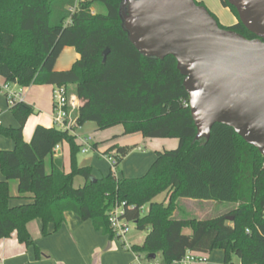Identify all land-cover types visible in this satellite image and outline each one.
<instances>
[{
    "label": "trees",
    "instance_id": "1",
    "mask_svg": "<svg viewBox=\"0 0 264 264\" xmlns=\"http://www.w3.org/2000/svg\"><path fill=\"white\" fill-rule=\"evenodd\" d=\"M95 2L105 5L106 15L92 13ZM221 3L238 18L227 0ZM76 5L75 14L70 13ZM122 5L123 0H0V79L21 88H65L69 98L79 96V88L86 85L89 107L74 112L77 127L86 122L95 123L99 131L122 126L126 136L140 133L145 139H175L178 148L158 152L144 177L120 179L117 170H111L91 182L93 168L78 164L81 149L76 128L38 126L28 144L23 128L34 108L15 103L10 110L19 126L0 125V134L15 144L13 151H0L6 179L0 181V241L16 233L20 243L33 246L28 223L42 219L44 233L51 223L60 230L68 211L83 221L91 220L97 231L113 239L108 213L123 205V218L149 232L142 245L131 249L147 262L155 255L161 264H178L190 252L223 250L224 264H232L234 256L241 264H264V156L233 128L221 124L214 126L209 141L195 140L197 127L177 61L171 56L147 58L138 52L123 27ZM220 27L256 38L239 18L232 27ZM66 47L74 48L80 57L70 70L57 72L56 62ZM107 49L110 53L103 62ZM116 50L137 68V79L107 82L101 78V70L110 71L119 62ZM98 63L102 66L96 71ZM65 143L70 148L69 173L56 153ZM132 149L114 145L103 155L115 159L119 169ZM78 178L85 180L83 187H75ZM165 193L167 202H158ZM18 198L32 203L11 207L10 201ZM183 199L232 207L213 219H197L184 213L179 205ZM142 207L148 208L147 214ZM177 211L182 216H176Z\"/></svg>",
    "mask_w": 264,
    "mask_h": 264
},
{
    "label": "water",
    "instance_id": "2",
    "mask_svg": "<svg viewBox=\"0 0 264 264\" xmlns=\"http://www.w3.org/2000/svg\"><path fill=\"white\" fill-rule=\"evenodd\" d=\"M227 1L255 39L222 29L195 0H123V27L142 56L177 61L195 140L209 141L221 124L264 156V0Z\"/></svg>",
    "mask_w": 264,
    "mask_h": 264
},
{
    "label": "crops",
    "instance_id": "3",
    "mask_svg": "<svg viewBox=\"0 0 264 264\" xmlns=\"http://www.w3.org/2000/svg\"><path fill=\"white\" fill-rule=\"evenodd\" d=\"M197 1L204 5L208 4V0ZM230 13V22L234 25L238 22V18L232 12ZM96 45L97 49H99L100 45ZM115 53L119 56V62L115 63L110 71L101 70L99 72L101 78L107 82H121L122 80L129 81V79H137V68L134 64L129 61H124L121 57L122 52L120 50H116ZM79 57L80 55H78L74 48L66 47L56 62L55 71L63 72L70 70ZM109 59L111 63L112 58ZM3 84L4 81L0 79V86ZM11 88L14 92H19L21 96H23L21 102L30 106L32 105L34 108V113L28 119L23 128V139L29 144L38 126L45 128L55 127L53 122V93L56 86L32 85L29 88H21L19 85L13 84ZM88 92V86H81L79 88L80 95L73 96L79 106V109L76 112L81 113L89 107ZM10 108L11 106L9 105L8 98L0 91V125L6 128L16 129L19 126V123L13 113H11ZM98 131L97 128L95 132L97 133L96 136L100 134ZM105 132L113 134L110 139L103 140L104 142L108 140L106 149L101 148V140L94 139L95 142H93V139L89 138L87 139L89 141L88 144L92 142L93 145L89 144V150L85 154L89 153L91 149L95 151L101 149L106 152L114 145L130 148L133 147L131 153L124 158V161L119 166L120 172H116V176L120 179L144 177L156 161V155L158 152L162 153L165 150H175L179 145V141L175 139H145L140 133L126 136L124 135V127L122 126H115ZM84 140L85 139H81L79 143L76 139V144H80V147L83 146V148H87L84 144ZM95 145H98L97 150L94 149ZM142 146H144L146 152ZM14 149L15 144L13 140L0 134V151H13ZM56 153L57 156L63 157L64 161L67 149L65 146H62L56 151ZM103 157L107 160L104 155ZM107 161L111 166L109 160ZM87 166H91L94 171L93 165ZM5 180L6 179L1 171L0 163V181ZM84 184L85 180L82 179L79 186H76L75 182V187H83ZM12 194L17 197L16 185L12 187ZM27 203H32V201L18 198L11 200L10 206L18 207L19 205ZM184 204H187V206ZM189 204L191 206H188ZM179 205L183 208L186 215L197 219H213L216 216L224 214L226 208L231 206L216 201H194L189 199L181 200ZM182 214V212H176V216H182ZM62 226L63 227L60 230H56L54 224L51 223L47 226V232L44 233L42 219H36L28 223V231L33 239L34 245L27 246L26 244L20 243L17 239L16 233L9 239H3L0 241L1 264H140L137 255L132 252L131 249H126L123 245V241L118 238L117 240L116 238L111 239L101 230L97 231L91 220L83 221L77 214L68 211L65 215V222ZM129 245L130 247H133L130 243ZM37 249L40 251L39 257H37ZM190 253L197 258V261L191 262L190 264H224L225 262L226 255L223 250H215L208 254ZM140 262L141 264H149V262L143 257ZM232 264H241V262L236 256H234Z\"/></svg>",
    "mask_w": 264,
    "mask_h": 264
},
{
    "label": "rangeland",
    "instance_id": "4",
    "mask_svg": "<svg viewBox=\"0 0 264 264\" xmlns=\"http://www.w3.org/2000/svg\"><path fill=\"white\" fill-rule=\"evenodd\" d=\"M207 5H204L206 7L207 10H210V12L212 14H214V16L216 17L218 23L220 24V26H223L224 28H228V27H232L233 25L230 22V12H232L230 9L228 8H224L221 0H208ZM227 10V11H225ZM225 11V12H224ZM92 13H99V14H107L106 11V7L104 4L99 3V2H95L92 8ZM229 17V18H228ZM92 57V56H91ZM94 59L90 58V62L91 64L93 63ZM101 63H98L95 66V69H97V71L99 70V68L101 67ZM98 127H96V124L93 122H86L83 125H81V127H77L76 131H75V136L77 137L78 142L80 143L81 139H94L95 140H101V148H105L108 145L106 140L105 142L103 140L105 139H110L112 137V133H108L105 131H98L100 132V134H98V136H96ZM109 130V129H108ZM98 142V141H96ZM90 145H93L92 142L89 143ZM80 145V144H79ZM67 149V153H65V173L70 172V161H69V156H70V150H69V145L65 143L64 145ZM144 148V146H142ZM80 152L77 154V160H78V164L79 166H87V165H93L94 166V171H93V176L96 179H101L103 177H105L106 175H108V173L111 170V166L109 165L108 161L103 157V153H105V150H101L99 149L98 151H95L93 149L90 150L89 153L85 154L82 152L83 146L80 147ZM144 151L146 152V149L144 148ZM116 172H120V168L116 169ZM80 181H82V179H77L76 180V186H79ZM14 186V185H13ZM167 193L159 196L157 198V201L162 203V202H167ZM187 206V204H184ZM188 206H191L190 204ZM232 206L226 208V211H229L231 209ZM194 208V207H193ZM148 213V208L145 209L144 214ZM130 233L127 235V241H129V243L133 246V245H142L144 243V239L146 238L147 234L149 233L148 231H141L137 224L130 223ZM187 234H190L191 231L190 230H186L185 231ZM117 240V239H116ZM160 260V259H157Z\"/></svg>",
    "mask_w": 264,
    "mask_h": 264
},
{
    "label": "built area",
    "instance_id": "5",
    "mask_svg": "<svg viewBox=\"0 0 264 264\" xmlns=\"http://www.w3.org/2000/svg\"><path fill=\"white\" fill-rule=\"evenodd\" d=\"M77 9V5L70 7L69 12L72 14H75V11ZM12 84L4 83L0 86V91L5 94V96L8 98V102L10 106L15 105L17 102H21L23 99V96L19 92H14L11 88ZM54 117L53 122L54 126L56 128L65 130V129H77V122L76 119H74V112H76L79 109V106L77 104V101L74 97H68L66 95V89L65 88H58L56 87L54 93ZM189 106V105H185ZM88 140H84L85 146L87 148H83L82 152L86 153L89 150V144ZM60 147L56 148V151H58ZM107 160L111 163L112 171H116V160L112 157L105 156ZM146 208L142 207V212L144 213ZM124 215V208L123 205H116L111 211L108 213V219L109 224L112 227V231L115 235V238L123 241V245L126 249H132L129 245V241H127V235L130 233V223L127 220L123 218ZM138 261L141 264L140 260L142 257L138 256ZM197 261V258L194 257L191 253H188L186 257L178 264H190L191 262ZM1 264V262H0ZM149 264H161L160 261L154 259L153 261H150Z\"/></svg>",
    "mask_w": 264,
    "mask_h": 264
}]
</instances>
